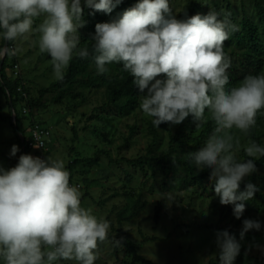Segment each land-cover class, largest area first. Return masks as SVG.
Masks as SVG:
<instances>
[{
	"label": "clouds",
	"instance_id": "1",
	"mask_svg": "<svg viewBox=\"0 0 264 264\" xmlns=\"http://www.w3.org/2000/svg\"><path fill=\"white\" fill-rule=\"evenodd\" d=\"M121 3L0 0V60L16 54L9 43L38 31L40 52L50 56L55 79L63 81L74 57L90 55L88 48L79 47L82 4L92 10L90 14H109ZM40 17L43 22L34 29ZM236 31V25L212 8L207 14L177 19L169 0H137L117 18L95 25L91 55L98 75L105 74L109 64L122 65L138 89L140 109L156 128L162 123L179 125L189 117L199 126L207 110L214 131L189 158L198 171H209L219 203L231 205L239 220L245 202L258 190L250 182L243 191L240 185L257 171L254 161L264 157V144L251 141L244 149L251 159L237 160L239 139L233 130L247 135L258 112L264 114V74H249L238 85L226 87L231 61L223 45ZM19 150L13 145L9 155L15 157ZM69 178L64 162L51 156L22 154L14 167L0 166V264H94L98 243L109 239L110 222L81 206L79 187ZM160 199L171 204L176 197L166 192ZM262 227L259 220L244 219L240 240ZM112 243L121 246L115 238ZM216 245L219 264H234L241 251L236 237L227 230L217 232Z\"/></svg>",
	"mask_w": 264,
	"mask_h": 264
},
{
	"label": "rangeland",
	"instance_id": "2",
	"mask_svg": "<svg viewBox=\"0 0 264 264\" xmlns=\"http://www.w3.org/2000/svg\"><path fill=\"white\" fill-rule=\"evenodd\" d=\"M255 2L264 6V0H169V7L176 18L191 4L200 14H207L212 8L217 10L221 19L227 18L236 25L238 33L240 21L246 15L258 24L264 45V28L255 15ZM43 19L40 17L34 22V29ZM236 32L223 45L224 53L231 61L227 72L237 77L229 82L227 88L238 85L251 69L241 62L246 48L242 37L235 39ZM78 34L80 44H92L94 32L81 27ZM39 35L34 31L28 39L9 43L11 46L8 44L17 51L9 62L7 76L18 81L19 89L26 91V99L37 98L41 89H49L41 100L44 109L29 113L25 107L26 100L18 104L26 134L34 123L49 129L45 158L51 156L62 160L67 169L74 159L91 158L99 151L98 164L76 166L72 180L81 192V206L98 219L110 222L109 239L98 243V258L94 264H142L132 262L123 239L137 245L138 255L151 264H219L216 233L224 230L236 237L241 250L264 264V251L261 250L264 248V227L259 231L250 230L240 240L244 219L259 220L264 225V202L254 197L246 201L243 216L238 220L233 216L231 205L219 203L209 176L202 183H195L187 178L186 168L181 162L175 165L172 162L187 156L189 149L196 145V139L200 143L199 149L204 147V142L214 131L206 130L211 120L207 110L205 121L199 126L188 118L178 132L179 125L162 123L159 128L155 127L156 137L153 139L148 132L151 117L142 112L139 99L132 110L107 103V90L121 71L109 64L106 66L108 71L98 75L94 62L78 75L77 82L64 92V97L58 98L59 91L51 88L57 81L51 58L40 52ZM259 74H264V70ZM7 115L8 106L0 92V166L5 169L14 167L19 155V152L15 157L9 155L11 147L19 145ZM257 129L264 144V114H261ZM233 132L239 139V148L234 152L236 159H251L244 152L250 140L238 130ZM32 153L29 152L30 155ZM146 155L160 158L162 163L157 165L158 159L151 165H145L143 170L129 163ZM254 163L257 171L245 179L252 178V183L264 194V163L258 164L256 160ZM166 192L175 194L176 200L171 204L160 199L161 193ZM137 199L143 206L134 216L131 207ZM113 238L121 241V246H114ZM237 262L238 258L234 264ZM61 264L76 262L61 261Z\"/></svg>",
	"mask_w": 264,
	"mask_h": 264
},
{
	"label": "trees",
	"instance_id": "3",
	"mask_svg": "<svg viewBox=\"0 0 264 264\" xmlns=\"http://www.w3.org/2000/svg\"><path fill=\"white\" fill-rule=\"evenodd\" d=\"M137 3V0H122V3L119 4L117 7L113 9V11L109 14H105L103 12H95L94 14H90L92 12L91 9L83 7V20H84V26L83 29L87 32H94L95 25L97 23H103V22H109L112 19L117 18L120 14H122L125 10L133 7ZM255 15L258 18V22L261 23L262 27L264 28V6L260 4L259 2H255ZM217 12V10H216ZM195 14H198L196 10L193 8V5L187 6L183 10H181L178 15L177 19H184L186 17H191ZM200 14V13H199ZM264 33V32H263ZM236 40H239V37H242V40L244 42L246 51L242 54V63L247 64L248 68L250 67V74L256 75L259 74L261 70H264V45L261 42L260 34H259V26L257 23H255L253 20H251L246 15L243 16L242 20L240 21V31L239 33L236 32L234 35ZM11 46V44H9ZM80 48H88L90 55L87 58H79L74 57L73 60L70 62L66 74L64 76L63 81H56L51 88L53 90H58V98L64 97V92L71 89L73 83L77 82L78 75L85 72L87 66L89 63L94 62L91 52H92V44L91 43H81L79 45ZM12 55L6 56L2 62V65L0 67V92L3 93L5 102L8 106V115L7 119L10 122V126L14 130V136L17 140V143L20 147L19 155L22 154H29L30 151H32V155L34 157H38L39 149L37 147H34L36 143L34 141L30 140L29 133H25L24 130V124H23V116L21 114L20 108L18 106L19 103L25 102V107L28 110L29 113H31L34 110H41L45 108L44 103L41 101L44 95L48 92L49 89L43 88L40 90L39 95L37 98H31L26 99L25 93L26 91L22 88L19 89V83L16 79H11L7 76V68L9 67V62L12 59ZM114 66H116L120 71L121 75L117 77L112 84L109 86L106 94L107 103L111 106L120 107L121 109H128L132 110L137 106L138 103V89L132 84V77L129 73L125 72L122 68L121 64L112 63ZM229 75V82H233L236 77L234 73H228ZM14 113V121H11V113ZM191 119V117H189ZM261 118V113L258 112L256 117V125L254 128L251 129V131L246 135L247 139L251 141H255L258 144L261 143V135L257 129L259 120ZM188 119V118H187ZM186 119V120H187ZM152 118L148 122V132L152 135L153 139L156 137V129L153 126L151 122ZM185 120V121H186ZM179 124V131L183 129V124ZM35 123L31 126L33 127ZM41 126V124H38ZM30 127V128H31ZM214 122L210 120L207 123L206 130H214ZM45 128V127H43ZM49 131L48 128H45ZM50 134V132H49ZM76 134L74 133V138L76 139ZM196 145L194 148L189 149L187 156H185L181 161L177 160L175 161L176 164L182 163L187 172V178L189 180L195 182V183H202L203 180L210 175L206 170L198 171L196 166L190 161V154L195 152L196 150H199L200 143L198 142V139H196ZM173 148V147H172ZM171 148V151H172ZM174 150V148H173ZM96 153L91 158H82V159H74L71 161L68 166L67 170L70 173L69 183L73 185V171L76 166L83 165L84 163H87L88 165H96L98 164V156ZM159 159V161H158ZM154 159L151 157H148L147 155L144 157H138L132 161H129L132 165L135 167L140 168L143 170V167L145 165H151L153 162H157V165H160L161 159ZM18 162V159H17ZM256 162L264 163V157H261L259 160H256ZM126 177L129 178V176L126 174ZM252 183V178L245 179L244 182L240 185V190L243 191L246 183ZM214 184V183H213ZM253 184V183H252ZM77 184H75L76 186ZM254 185V184H253ZM256 186V185H255ZM258 189V187L256 186ZM254 198L260 199L262 202H264V194L257 190L254 194ZM143 205H139V199L136 200V202L132 205V215H136L141 209ZM124 244L126 246V252L129 254V256L132 257L133 263H142V264H151L150 261L146 260L142 256L138 255L137 248L138 246L129 241L128 239H123ZM238 262L237 264H263L260 259L254 256H250L247 254L244 250L240 251V254L237 256Z\"/></svg>",
	"mask_w": 264,
	"mask_h": 264
},
{
	"label": "built area",
	"instance_id": "4",
	"mask_svg": "<svg viewBox=\"0 0 264 264\" xmlns=\"http://www.w3.org/2000/svg\"><path fill=\"white\" fill-rule=\"evenodd\" d=\"M33 133H36V136H34ZM29 135L30 140L34 141L37 146L41 144L43 145V148H38V157H40L41 159H45V150L47 146L46 139L49 136V131L43 128V126L35 124L33 127L30 128Z\"/></svg>",
	"mask_w": 264,
	"mask_h": 264
},
{
	"label": "water",
	"instance_id": "5",
	"mask_svg": "<svg viewBox=\"0 0 264 264\" xmlns=\"http://www.w3.org/2000/svg\"><path fill=\"white\" fill-rule=\"evenodd\" d=\"M4 60V59H3ZM3 60H0V67L2 65ZM11 121H14V113H13V109H12V113H11Z\"/></svg>",
	"mask_w": 264,
	"mask_h": 264
}]
</instances>
